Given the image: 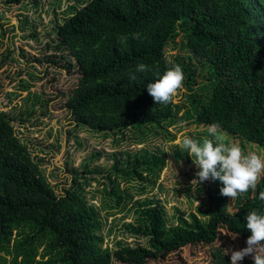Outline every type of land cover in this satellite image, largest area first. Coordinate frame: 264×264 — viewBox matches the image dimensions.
I'll return each instance as SVG.
<instances>
[{"label": "trees", "instance_id": "trees-1", "mask_svg": "<svg viewBox=\"0 0 264 264\" xmlns=\"http://www.w3.org/2000/svg\"><path fill=\"white\" fill-rule=\"evenodd\" d=\"M65 6L64 15L53 11L46 49L52 51L48 63L77 75L64 102L71 131L110 137L117 146L144 145L117 150L109 154L111 165L94 167L103 179L93 192L100 195L96 205L84 190L90 178L82 175L56 192L41 168L43 159L18 138L16 117L0 110V264H118L123 251L158 260L187 245H210L222 231L241 234L248 212L261 202L264 176L255 192L233 201L220 194L222 182L206 180L194 190L203 191L194 211L172 207L169 214L158 196L147 195L154 188L163 192L157 180L167 156L198 168L179 144L166 147L169 154L146 144L158 135L173 142L176 134L169 128L185 121L203 129L193 139L215 143L207 127L218 123L220 133L239 140L242 149L264 151V0H66ZM27 36L36 39L35 26ZM169 46L182 53L168 59ZM140 63L151 70L136 72ZM173 65L184 73V101L156 105L146 85ZM20 86L30 94L29 82ZM83 167V173L92 172ZM109 217L108 234L130 236L132 245L120 239L113 247L104 244Z\"/></svg>", "mask_w": 264, "mask_h": 264}, {"label": "rangeland", "instance_id": "rangeland-1", "mask_svg": "<svg viewBox=\"0 0 264 264\" xmlns=\"http://www.w3.org/2000/svg\"><path fill=\"white\" fill-rule=\"evenodd\" d=\"M63 1L29 0L32 5L28 11V16H30L28 18L20 12L14 14V11L11 12V7L0 0V60L3 57L6 58L0 67V110L16 117L12 125L18 138L27 144L32 156L43 159L41 168L45 170L56 192L59 193L62 187L70 186L74 176L82 175L90 178V184L85 185L84 190L92 192V194L87 193L88 198L94 195L92 201L98 205L100 195L93 194V192L101 189L98 181L102 182L103 179L101 173L93 172L94 167L105 168V165H111L112 160L109 154L117 150L126 148L135 150L144 144L133 145L125 141L117 146L110 137L102 138L99 134L85 129L71 131L73 126L71 120L68 119L64 102L75 86L77 75L74 69H71L69 73L66 69L48 63L47 56L52 51L46 49L47 44L51 43L50 39L53 38V34L48 32L51 29L50 20L54 18L50 7L55 4L56 12L64 15ZM21 2L23 0L19 3ZM60 3L61 6H59ZM25 10L27 9H22L23 12ZM40 14H44V18ZM25 18L28 24H23L21 21ZM34 26L36 39L27 36L31 30H34ZM179 53L182 52L172 46H169L165 52L168 59ZM22 82L31 84L30 94L28 90L21 88ZM33 94L37 96V99L32 96ZM183 94L184 88L178 92L173 102H183ZM202 130L201 127L187 124L180 129L170 127L169 131L176 134L173 142H167L162 135H158L150 138L146 146L150 150L159 147L169 154L170 149L166 147L179 144L178 142L184 135L195 136L197 131ZM226 140L228 143L239 144V140L228 136ZM243 148L245 153L254 152L264 157V151L256 146L244 145ZM98 152L100 156L95 158ZM166 163L167 165L157 180V184L164 186L163 192H157L154 188L152 191L148 190L147 195L158 196L169 214L172 212V207L194 211L200 205V196L203 194L202 191L201 194L194 195V190L198 188V185L191 182L197 179L196 171H192L188 166L174 163L169 155ZM86 165L92 172L83 173V166ZM187 186H191L188 193L185 190ZM253 210L264 214V201L261 200L253 207ZM124 214L125 212L117 213L115 218L119 219ZM111 219V217L107 219L108 226L103 229L104 243L106 241L112 245L111 241L120 239L132 245L134 238L130 236L121 235L116 231L108 234L107 228ZM124 221L129 222L130 216H125ZM250 235L246 227L241 234L235 235V238L232 237L234 235L222 231L219 238L210 245H187L170 253L164 259L142 261L138 257H130V254L124 251L118 253L115 259L118 264H230V252L224 255L225 249L239 250L246 247V239ZM249 258L252 256L244 257V259Z\"/></svg>", "mask_w": 264, "mask_h": 264}, {"label": "clouds", "instance_id": "clouds-1", "mask_svg": "<svg viewBox=\"0 0 264 264\" xmlns=\"http://www.w3.org/2000/svg\"><path fill=\"white\" fill-rule=\"evenodd\" d=\"M139 38V34H136ZM126 38H122L121 43ZM151 69L144 63L136 66V72H147ZM131 79H135L133 74ZM184 73L179 65H173L164 71L162 75L146 85L148 94L156 105H169L178 92L184 87ZM185 121H179L177 126L183 128ZM212 139L204 137L202 142L184 135L178 142L181 149L186 150L197 166L196 177L191 183L197 185L212 179L222 182L220 194L228 197L231 201L249 191L255 192L262 176H264V157L247 152L237 143H224L226 134L220 133V125L212 123L207 127ZM259 199L264 201V192L259 193ZM246 228L251 235L246 239V247L239 250L225 249L224 255L230 252V264H238L244 257L251 255L254 264H264V214L253 210L248 212ZM235 238V235L232 236Z\"/></svg>", "mask_w": 264, "mask_h": 264}, {"label": "built area", "instance_id": "built-area-1", "mask_svg": "<svg viewBox=\"0 0 264 264\" xmlns=\"http://www.w3.org/2000/svg\"><path fill=\"white\" fill-rule=\"evenodd\" d=\"M65 4H66V1L64 0L63 1V5L65 6ZM31 5H32V3H30L29 2V0H23V2H21V3H15V4H12L10 7H11V12L12 11H14V14H17V13H23V15H24V17H28V18H30V16H28V11H30V7H31ZM45 7H47V6H45ZM66 7V6H65ZM23 8H26L27 10H25L24 12L22 11V9ZM47 9V8H46ZM50 11H51V13H53V11H56L55 9H53V8H50ZM40 16L42 17V18H44V14H40ZM94 203V202H93ZM96 204V203H95ZM97 205V204H96ZM112 242L113 241H111V244H112ZM126 243H128V242H126ZM104 244H106V241H105V243ZM105 246V245H104ZM108 246L109 247H113L112 245H109L108 244Z\"/></svg>", "mask_w": 264, "mask_h": 264}]
</instances>
